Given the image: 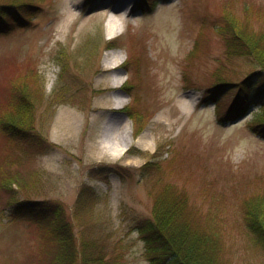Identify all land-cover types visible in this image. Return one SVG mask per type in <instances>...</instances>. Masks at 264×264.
I'll return each instance as SVG.
<instances>
[{"label": "rangeland", "instance_id": "obj_1", "mask_svg": "<svg viewBox=\"0 0 264 264\" xmlns=\"http://www.w3.org/2000/svg\"><path fill=\"white\" fill-rule=\"evenodd\" d=\"M34 1L30 25L0 33V114L12 83L29 86L45 144L0 130V178L12 188L0 190V264H47L60 250L43 225L12 220L18 199L61 203L78 254L101 246L117 264H151L149 252L158 254L138 229L152 215L150 187L172 198L186 191L199 220L222 233L229 264H264L244 219L263 205L264 132L252 124L261 111L224 121L203 102L226 81L227 108L260 69L240 54L243 41L230 47L226 37L249 24L264 57V0Z\"/></svg>", "mask_w": 264, "mask_h": 264}, {"label": "trees", "instance_id": "obj_2", "mask_svg": "<svg viewBox=\"0 0 264 264\" xmlns=\"http://www.w3.org/2000/svg\"><path fill=\"white\" fill-rule=\"evenodd\" d=\"M36 8H38V4L34 0H0V33H8L15 28L30 25L31 21L27 15L33 13ZM249 26L246 24L241 27L245 28L244 32H242L243 29L233 27L226 37L227 45L239 48L243 41L247 47L245 48L243 43V50L240 54L251 57L260 66V69L251 72L245 82L239 85L237 97L227 108H225L223 98L219 96L220 89H225L226 81L218 82L214 91L208 90L209 94L203 102H213L220 119L224 121L241 118L256 107L261 111V114L257 113L259 119L252 123L253 128L255 131L264 132V57H259L250 44L254 35L248 28ZM259 38L261 39L262 36ZM30 71L33 72L32 69ZM255 83L260 84L256 94L252 98L242 97L241 93ZM11 86L8 95V107L0 114V130L14 140L28 141L31 139L32 144L39 143L41 146H45L42 143V134L35 131L37 102L28 94V91H31L29 86L26 85L25 87L24 84L17 82L12 83ZM58 96L60 93L55 95L54 101L57 102ZM63 101L60 96V102ZM139 117L138 114L132 116L136 121H139ZM32 144L31 146H33ZM148 166L149 164L142 167L144 176ZM113 170L117 173L120 172L117 168H113ZM8 182H10L9 177L0 178V190H10V193L12 188H9ZM156 186H158L157 183L154 184V189ZM152 190L150 187L149 191L152 192L151 195L155 199L152 215L144 218L138 225L147 245L151 247L149 250H154L158 254L151 255L149 252L151 264L160 262L164 264L230 263V260L225 256L226 259L223 254L222 233L216 226H209L199 220L200 218L196 216V209L194 208L193 212L191 204H189V196L186 191H182V194L178 193V196L176 191L172 189L171 191L174 192V198H172L168 197V194L165 196V192L158 191V193L155 190V193ZM86 191L83 187L78 197L79 203ZM260 199L263 201V205L259 203L256 213L252 212L254 216L248 215V217L246 215L244 219H246L249 232L264 247V208H260V206H264V193ZM8 206H12L9 215L12 220L28 218L43 225L47 228L50 237L58 244L60 249L58 255L45 263L78 264L79 262L80 264L79 255H81V264H117L106 256L105 249L101 246L97 250L87 253L83 245L82 249L79 250L81 254H78L73 224L69 221V216L61 203L47 200L18 199V201H11ZM194 222L200 223V230L194 227ZM258 226L263 227V230L259 231Z\"/></svg>", "mask_w": 264, "mask_h": 264}, {"label": "bare ground", "instance_id": "obj_3", "mask_svg": "<svg viewBox=\"0 0 264 264\" xmlns=\"http://www.w3.org/2000/svg\"><path fill=\"white\" fill-rule=\"evenodd\" d=\"M130 1H131V0H129L127 3L129 4ZM109 61H111V60H109ZM117 61H118V60H117ZM117 61H116L114 64H112L113 62H110V63L112 64L111 66H112V67H115L116 64H117ZM99 71H101V69H98V70H97V72H99ZM115 82L118 83L119 80H115V81H114V84H115ZM117 101H118V105H120V104L123 102V99L119 97V100H117ZM126 147H127V145L124 144V145L120 148V151H121V152H124V151L126 150Z\"/></svg>", "mask_w": 264, "mask_h": 264}]
</instances>
